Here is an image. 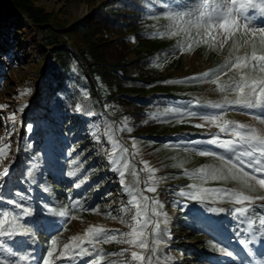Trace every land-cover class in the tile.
<instances>
[{"label": "trees", "instance_id": "trees-1", "mask_svg": "<svg viewBox=\"0 0 264 264\" xmlns=\"http://www.w3.org/2000/svg\"><path fill=\"white\" fill-rule=\"evenodd\" d=\"M33 1L0 0V48L7 45L14 49L17 34L29 27L34 35L31 44L40 51L37 81L29 90L32 102L22 105L35 109L24 119L22 167L1 193L5 201L19 205L9 213L25 220V207L41 217L59 200L69 206L74 202L76 211L88 210L90 202L93 207L105 202L110 192L106 187L111 181L106 171L109 162L100 152L87 157L85 143L91 141V149L96 151L94 143L105 145L106 136L112 141L116 123L122 136L155 154L164 168L166 182L170 183L164 191L176 211L175 226L181 232L176 249L185 241L184 236L198 232L203 238L201 245L181 252L213 262L214 247L207 235L221 243L225 236L219 230L223 229L226 236L233 234L242 240L246 236L241 227L246 229L244 220L250 218L254 228H263L259 224L263 219L260 207L246 216L236 207L241 198L230 185L240 183L245 193L255 192L242 172H217L218 164L210 156L202 157L201 151L208 150L209 145L203 139L211 135L199 119L209 108L199 103L195 93L202 91L205 78L185 76L183 56L195 53L210 63L212 75L207 81L213 90H226L228 95L234 92L235 80L220 83L214 77L225 68V57L232 54V48L227 51L208 34L210 15L219 0H112L99 8L95 5L85 21L71 25L59 23L54 11L37 7ZM253 51L263 53L264 43L253 41L250 55ZM0 52L7 60L16 58L10 51ZM5 66L0 62V79L7 72ZM63 79L68 87L60 84ZM83 101L90 103L86 118L81 113ZM208 111L213 117L222 113L220 108ZM63 161L68 162L71 175L64 171ZM34 168L38 171L35 187L27 176ZM71 185L76 189L71 191ZM43 189H47L46 195ZM212 204H231L214 208L215 212H226L222 223L207 216ZM37 231L41 236L44 229L38 227ZM41 238L44 251L48 239ZM116 238H120L118 234H110L109 243ZM111 245L87 264L111 261L121 249L120 243ZM228 247L233 249L230 244Z\"/></svg>", "mask_w": 264, "mask_h": 264}, {"label": "rangeland", "instance_id": "rangeland-1", "mask_svg": "<svg viewBox=\"0 0 264 264\" xmlns=\"http://www.w3.org/2000/svg\"><path fill=\"white\" fill-rule=\"evenodd\" d=\"M110 1L112 0H34L33 2L46 11H54L59 23L71 25L85 21L95 5L99 8ZM220 2L222 3L221 0L217 2L216 11L210 15L212 23L208 34L213 36L215 44L221 45L227 51L232 48V54L225 57L227 62L225 68L218 70L214 77L220 83L235 80L234 92L228 95L226 90L220 93L213 90L214 86L207 81V76H211L212 72L210 63L206 59L195 53L183 57L187 69L185 76L205 78L202 91L195 93L199 103L208 106L209 109L220 108L222 111L215 116L214 122L209 109L204 111V115L199 119L204 131L211 135L205 136L203 141H214V143L208 142L207 154H202V157L210 156L209 158L218 164L215 168L217 172L234 175L241 169L233 168L231 164L226 163L227 158L232 156L233 150L244 151L248 148L236 133L264 138V109L242 107L246 102L250 83L255 84L258 89L257 92L252 93V98L257 104H264V94L259 92V82L264 80V71L260 70V65L264 64V61H253L250 55L253 41L264 42V35H261L264 31V11H261L264 8V0H236L234 4L232 0H224L223 6L219 4ZM33 37L29 27H26L17 34L14 49H9L7 45H1L0 48L4 53L10 51L16 56L15 60H7L0 55V62L6 64L5 71H7L1 76L4 78L0 79V214H8V222L4 225L7 231L0 235V249H2L0 260L4 261V264H34L37 256L38 260L35 264H45L46 261L48 264H87L86 261H91L97 254L103 253L105 247L110 249L111 244L116 246L119 243L121 249L117 250V256H112V260L106 261L105 264H264V239H262L264 226L261 230L254 228L252 221L249 223L251 218L244 220L246 229L241 227L243 230L241 232L246 236L242 240L238 241L233 234L226 236L223 229L219 230L220 234L225 236L221 243L207 235L214 247L213 256L216 260L213 262L199 261L196 255L181 253L183 248L193 250L201 245L200 241L203 238L198 232L184 236L185 241L176 249L175 247L178 246L176 241L181 232L175 226L178 223L175 220L176 211L171 208L169 195L164 191L170 187V183L166 182L164 168L158 164V157L155 154L131 140L132 138L122 136L116 123H114V137L110 136L112 141L106 136L105 145L94 143L96 151L91 149L93 147L91 141L85 143V150L89 152L87 157L100 152L109 162L106 171L112 180L106 185L110 187L108 189L110 192L105 202L97 203L95 207L90 202L88 210L76 211L74 202H70V207L69 204H63L59 200L54 202L55 207L46 208L42 221L33 209H28L25 220L14 213H9L17 204L2 202L4 200L1 195L2 188L22 165L19 142L23 136L24 119L29 112H35L34 107L25 109L22 106L24 103L29 105L32 102L29 97L30 85L37 81L40 67L37 62L40 51L37 46L31 44ZM233 44L234 46L231 47ZM256 55H264V52ZM231 59L234 63L230 64ZM2 74L0 71V75ZM60 84L68 87L65 79L61 80ZM237 85L241 87L238 88ZM81 103V113L86 118L88 117L86 110L90 107V103L87 101ZM21 109L24 111L23 115ZM94 113L98 116L97 111ZM105 114L115 120L114 116ZM10 117L14 119H9ZM100 124L103 125V120ZM38 134L39 131L35 133L36 136ZM229 141L231 143H227ZM34 145H38L37 140ZM256 154L259 155V151ZM63 165L64 171L70 173L68 162L63 161ZM33 167L37 168V163H34ZM35 168L27 174L30 184L34 187L35 179L38 177ZM244 171L251 172V168L246 164ZM260 175L264 173L259 171L255 173L257 177ZM245 178L246 183L254 187V193H245L240 183L230 185V188L237 189L240 198H247L236 205L238 212L246 216L250 210L260 207L264 219V187L260 186L253 176ZM65 186L69 187L68 184ZM70 187L71 191L76 189L75 186ZM42 193L46 195L47 189H43ZM83 201L86 203V198ZM229 205L212 204L207 216L221 222L226 212H215L212 209L228 208ZM242 209L245 211L242 212ZM3 218V215H0V219ZM29 219L31 224H26ZM38 227L50 234H45L47 232L43 231V235L40 236L36 230ZM112 233L114 236L118 234L120 238L109 243ZM164 233L166 235H163ZM253 235L255 239L249 241ZM43 236L48 239L46 240L48 247L44 251L41 238ZM53 240L56 241L54 246ZM228 244L232 245L233 249H229ZM49 252L52 253L51 256L48 255ZM133 252L139 257L138 259L133 258ZM20 257L24 259L21 260ZM106 259L108 258L105 257L104 260Z\"/></svg>", "mask_w": 264, "mask_h": 264}, {"label": "snow or ice", "instance_id": "snow-or-ice-1", "mask_svg": "<svg viewBox=\"0 0 264 264\" xmlns=\"http://www.w3.org/2000/svg\"><path fill=\"white\" fill-rule=\"evenodd\" d=\"M232 2L234 4L236 0H232ZM261 11H264V8H262ZM223 26L225 25H222V27ZM261 35H264V31L261 32ZM252 60L253 61H256V60L264 61V55L257 56L255 54V51H253ZM260 70L264 71V64L260 65ZM259 85H260L259 87L260 94H264V80H261L259 82ZM237 87L240 88L241 86L237 85ZM248 88H249V91L246 94V102L242 105V107L248 108V109L259 107L261 109H264V104H257L252 98V93H255L258 91L256 85L253 83H250L248 85ZM9 119H14V117H10ZM214 121H215V117H213V122ZM236 134L239 136V139L243 144L248 145V148L244 151L233 150L232 156L227 158L226 163L231 164L233 168L241 169L242 174L245 177L253 176V178L258 180V183L260 184V186L264 187V175H260L258 177L255 176V173L258 171L261 173H264V138H260L254 135H245L243 133H236ZM208 142L214 143V141L212 140H209ZM227 143H231V142L229 141ZM257 151H259V155L256 154ZM201 154H207V151H201ZM245 157H247V160H245ZM221 159H224V158L221 157ZM246 164L251 168V172L244 171V166ZM69 175H71V173H69ZM246 199H247L246 197H242L241 199L237 200V203H242ZM17 207H19V205H17ZM24 211L27 212L28 209L25 207ZM212 211H215V209H212ZM241 211L243 212L245 210L242 209ZM0 215H3L4 217L3 219H0V235H2L4 231H7V229L4 228V225L8 222V214L2 213ZM249 223H251V221H249ZM259 224L261 226H264V219H260ZM163 235H166V233H164ZM252 239H255L254 235L249 238V241ZM52 244L54 246L56 244V241L53 240ZM48 255L51 256L52 253L49 252ZM132 256L134 259L139 258L137 257L135 252L132 253ZM20 259L23 260L24 257H20ZM0 264H4V261L0 260ZM45 264H48V262L46 261Z\"/></svg>", "mask_w": 264, "mask_h": 264}]
</instances>
